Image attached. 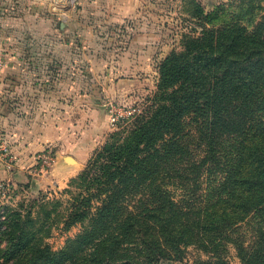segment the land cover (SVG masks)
<instances>
[{"label":"rangeland","instance_id":"1","mask_svg":"<svg viewBox=\"0 0 264 264\" xmlns=\"http://www.w3.org/2000/svg\"><path fill=\"white\" fill-rule=\"evenodd\" d=\"M50 1L54 3V14L48 11L46 1H38L37 10L38 18L53 17L50 33L34 29L28 23L12 24L11 19L0 18V33L2 28H7L10 34L22 30L34 32L23 41L0 38V213L6 210L25 215L37 210L39 200L52 202L46 208L50 211L47 221L53 224L43 228L46 213L42 211L37 228L42 229V243L59 251L68 237H74L83 229L76 224L66 230L63 223L56 220L69 198L64 190L112 134L126 133L138 121L154 113L160 98L167 94H159L158 88L165 57L172 52L181 53L183 41L187 37L201 36L204 28L219 31L238 25L252 32L264 15V0H142L143 9L127 17L131 26L126 29L107 23L96 26L91 23L89 27L61 25L73 20L80 24L107 20L113 14L101 4L112 0L97 5L90 0ZM18 13L23 22L38 19L33 13ZM140 19L142 23H136ZM86 29L92 34L84 35L82 31ZM118 29L123 35L117 37L113 33ZM18 67L33 70L31 76L25 75L26 81L35 79L52 90L46 95L50 104L37 105L29 121L24 117L17 121L13 117L12 85L18 81V75L12 70ZM253 80L254 88L263 93L264 79L254 76ZM44 111L45 119L40 120L39 116L43 117L40 112ZM253 116L264 120L262 111ZM206 128L203 115L190 114L183 120L177 146L174 142L160 140L156 144L159 154L150 156L156 148L143 152L138 175L125 185L127 203L133 206L141 198L152 200L154 189L151 186L160 183V190L186 208L193 207L195 217L200 211L198 208L223 197L224 191L219 188L221 176L226 164L235 159L239 137L236 133L217 130L210 139ZM27 129L33 133L47 130L48 146L27 156L21 155L17 145L22 140L16 132ZM210 147L213 148L211 153ZM82 151L86 156L78 164L75 156ZM59 152L72 156L65 158L74 170L67 179L60 180L61 176L50 174ZM28 159L32 161L27 163ZM36 213L31 216H38ZM235 225L222 232H210L214 238L211 244L181 245L180 257L162 259L160 264H222L216 260L219 256L226 264H240L241 254L254 248L260 250L264 245L260 239V234L264 233V207L252 211ZM218 238L220 244L214 249Z\"/></svg>","mask_w":264,"mask_h":264},{"label":"trees","instance_id":"2","mask_svg":"<svg viewBox=\"0 0 264 264\" xmlns=\"http://www.w3.org/2000/svg\"><path fill=\"white\" fill-rule=\"evenodd\" d=\"M254 76L264 79V15L250 33L230 25L219 31L204 28L201 36L187 37L182 52L170 53L161 64L159 94H167L154 113L126 133L112 134L64 190L69 198L56 220L66 230L80 224L82 231L68 237L62 250L54 251L42 243V229L37 228L42 211L46 213L43 228L53 224L47 221L46 208L52 202L39 200L37 210L25 215L4 210L0 264H160L162 259L180 257L181 245L211 244L210 232H222L260 210L264 207V120L253 115L264 113V92L252 85ZM190 114L206 118L210 139L217 130L239 137L235 159L221 176L224 196L198 208L201 214L194 217L193 207L186 208L157 183L151 186L152 200L141 198L129 205L125 185L138 175L143 152L155 149L160 140L177 146L183 120ZM159 152L156 148L149 155ZM34 213L38 216L32 217ZM260 239L264 244V233ZM219 244L220 238L213 248ZM244 253L240 264H264V245ZM216 260L226 264L220 256Z\"/></svg>","mask_w":264,"mask_h":264},{"label":"crops","instance_id":"3","mask_svg":"<svg viewBox=\"0 0 264 264\" xmlns=\"http://www.w3.org/2000/svg\"><path fill=\"white\" fill-rule=\"evenodd\" d=\"M38 1H46V6L48 8V11H50L52 14V8H54V3L51 2L50 0H7L3 1L0 0V18H7L11 19V23H28L30 27H35L34 29L38 28L40 31L43 32H48L52 29L53 26V17H48V18H38ZM91 3L94 5H97L98 2H102L104 0H90ZM23 3V4H22ZM45 5V4H44ZM103 7L105 6L108 11L113 14L112 17H110L107 20H92V21H86L83 22L85 24H80V22L76 21H65L61 22V25L67 26L69 23L75 24L76 27H83V25L89 27L92 26L91 23L96 26V25H106V23L114 28H124L125 29L129 26H131V21L127 18L130 17V15L133 12H137L139 10H142L144 5L142 4V0H112V2L109 3H103L101 4ZM19 11H25L27 13H33V17H36L38 19H33L32 21L28 22H23V19L20 18V13ZM30 11V12H28ZM36 12V13H35ZM2 21V19H1ZM0 21V22H1ZM14 21V22H13ZM17 22V23H16ZM86 23H89L90 25H86ZM136 23L141 24L142 20H136ZM5 25V24H3ZM13 26V25H12ZM27 26V25H26ZM13 28V27H12ZM43 28V29H42ZM118 32H115L113 34L118 36L123 35L120 33V29H118ZM124 30H122L123 32ZM18 32L20 33V36L18 35ZM11 32L7 30V28H2L1 30V35L0 38L1 40L9 39L12 37L16 41H23L25 37H28V35H32L34 32L31 31H15L12 34ZM15 33V34H14ZM82 33L84 35H89L92 34V31L90 29L83 30ZM124 33H127L126 31ZM18 36V37H16ZM24 38V39H23ZM14 70L13 73L14 75L17 76V80L15 83H13L12 88H13V117L15 120L19 121L23 117L25 118L26 121L31 120V118L34 116L36 112V106L41 103H43L45 106L47 104H50L49 99L46 97L48 95V92L50 93L52 90L50 86L46 85L45 83H37L34 79L32 82L26 81L25 75L31 76L34 72L32 69L28 68H13ZM9 70V69H8ZM10 73V72H9ZM21 75L24 76V79H21ZM3 83V82H2ZM6 91V90H4ZM42 95V96H41ZM38 96L41 98H38ZM51 100V99H50ZM10 103V102H8ZM5 104V103H3ZM23 108V109H22ZM28 111L29 114L25 115L23 114L24 112ZM38 112V111H37ZM40 114L43 115V117L40 115V120L41 118L45 119V111L40 112ZM47 128V126H46ZM16 135L18 137H21L17 149L21 155H29L34 153L37 150H41L44 147L48 146V141L50 139V136L48 135V131H41L40 132H34L33 130L27 129V130H22L16 132ZM28 139V141H23ZM75 145V144H74ZM58 155L57 162L55 163L52 172L50 174H54L57 176H61V179H67L69 176L73 174V168H71L69 165H71L69 162L65 161V158L67 157H72L71 154L68 153H61ZM86 154L82 151L80 152V155L75 156L76 161L79 164V162L83 161L85 159ZM70 159V158H68ZM32 159H28L27 163H30Z\"/></svg>","mask_w":264,"mask_h":264},{"label":"built area","instance_id":"4","mask_svg":"<svg viewBox=\"0 0 264 264\" xmlns=\"http://www.w3.org/2000/svg\"><path fill=\"white\" fill-rule=\"evenodd\" d=\"M1 67H2V62H1V60H0V70H1Z\"/></svg>","mask_w":264,"mask_h":264}]
</instances>
